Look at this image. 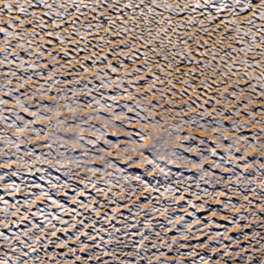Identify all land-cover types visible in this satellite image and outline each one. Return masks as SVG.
Instances as JSON below:
<instances>
[{"label": "snow or ice", "instance_id": "6c2138e0", "mask_svg": "<svg viewBox=\"0 0 264 264\" xmlns=\"http://www.w3.org/2000/svg\"><path fill=\"white\" fill-rule=\"evenodd\" d=\"M0 37V264H264V0H0Z\"/></svg>", "mask_w": 264, "mask_h": 264}, {"label": "bare ground", "instance_id": "6f19581e", "mask_svg": "<svg viewBox=\"0 0 264 264\" xmlns=\"http://www.w3.org/2000/svg\"><path fill=\"white\" fill-rule=\"evenodd\" d=\"M0 38H2V37H0ZM118 74H121V75H122V73H118ZM121 103H123V101H121ZM193 134L196 135V136H198V137H201V138H203V139H205V140H206V137L210 139V137H208L206 134L201 133V132H194ZM209 139H207V140H209ZM210 141H211V139H210ZM211 142H212V141H211ZM205 146H207V145H205ZM213 146H214V145L207 146L208 149H207V151L205 150V151H206V155H208V150L211 149ZM217 151L220 152L221 154L223 153V149H218ZM147 167H150V166H147ZM172 171H173V172H176V169H172ZM45 176H46V175H45ZM186 176H188V175H186ZM39 177H40V176H39ZM39 177H38L37 179H30V180H25V179H23V180H20V179H19V180H18L17 178H13V177H12V178H6V181H5V182H13V181H14V182H16V183H18V184H21L22 187H23L22 181H27V182L35 181L36 183H40V184H42L43 187H44L45 189H47V188H48L47 181H46V180H40ZM46 177H47V176H46ZM51 177H52V178H55L54 176H51ZM191 177H193L194 179H198L197 176H191ZM158 179H159L160 182H161L159 186H162V185L165 183L163 177H158ZM61 180H64V179L61 178ZM149 181H150L154 186H157V185H156V181L152 180V178H150ZM73 183H74V182H73ZM205 187H207V186L205 185ZM34 191H35V189H34ZM55 192H56L55 189H52V190H51V194L54 196V198H56V199H60L62 202H65V201H63V198H62V197H56V196H55ZM25 194H26V193H25ZM69 194L71 195V192H69ZM0 195H5V190H4L3 188H0ZM5 198L8 199L10 203L13 202V197H11V196H6ZM233 200H234V201L238 200V197L235 195V193L233 194ZM65 203H67V202H65ZM37 204L40 205V206H43L44 202L38 200V201H37ZM0 207H2V206H0ZM213 207H216V206L213 204ZM33 210H35V208H34ZM46 211H52V212H55L56 209H55L54 207H49L48 209H46ZM125 214H127V213L125 212ZM229 215H232V214L229 213ZM39 219H40L39 217L35 218L34 222H39ZM204 219H208L207 214L204 215ZM212 219H219V218L212 217ZM241 223H244V222H241ZM24 225H25V222H24V221H21V227L18 228V229H14V231H18V232H19V231H23V230H24ZM28 226H30V225H28ZM224 228H231V225H228L227 223H225L223 228H220V229H213V230H214V231H223ZM232 233H233V232H232ZM232 233H230V234H232ZM6 234H9V235H10V233H6ZM58 235L61 236V238H65L64 235H63V233H58ZM232 235H233V234H232ZM191 243L194 244V243H196V241H192ZM50 247H51V246H50ZM202 251H203V250H202Z\"/></svg>", "mask_w": 264, "mask_h": 264}, {"label": "rangeland", "instance_id": "374dc122", "mask_svg": "<svg viewBox=\"0 0 264 264\" xmlns=\"http://www.w3.org/2000/svg\"><path fill=\"white\" fill-rule=\"evenodd\" d=\"M83 115V114H82ZM207 139H209V138H207L206 137V140ZM208 141V143L206 144L207 146H211V145H214L213 144V142H211L210 141V139L209 140H207ZM35 142L33 141V144H34ZM207 146H202V148L204 149V154L206 155V151H207V149H208V147ZM206 150V151H205ZM42 151H44L43 149H37V153L39 154L40 152H42ZM189 156H191L192 154H188ZM13 167H15V166H13ZM46 169L48 168V166L47 165H45L44 166ZM206 167H208V165H206ZM0 171H2V170H0ZM49 172L51 173V176H54V177H56V176H59L60 174L59 173H56V172H54L53 170H51V169H49L47 172H45L44 173V175H46V176H48L49 175ZM195 172H196V170L195 169H192V170H190V171H188V172H186V173H184V175L186 176V175H188V176H196L195 175ZM217 172H218V170H217ZM41 174L40 173H37V174H35V176H31V175H28V174H24V175H22L21 177H19V178H17L18 180L20 179V180H23V179H25V180H30V179H37L39 176H40ZM13 178H16V177H13ZM61 178H63V179H66V178H64V177H61ZM147 180H150V178L151 177H145ZM216 218H218V217H216ZM259 230V229H258ZM234 236L235 235H238V233H236V232H233L232 233ZM182 243H183V241H182ZM51 248V247H50Z\"/></svg>", "mask_w": 264, "mask_h": 264}]
</instances>
